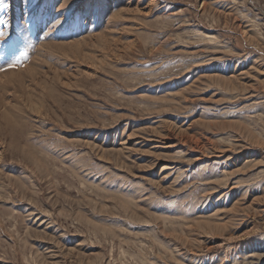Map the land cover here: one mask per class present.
Segmentation results:
<instances>
[{
    "label": "rangeland",
    "instance_id": "rangeland-1",
    "mask_svg": "<svg viewBox=\"0 0 264 264\" xmlns=\"http://www.w3.org/2000/svg\"><path fill=\"white\" fill-rule=\"evenodd\" d=\"M0 19V264H264V0Z\"/></svg>",
    "mask_w": 264,
    "mask_h": 264
},
{
    "label": "snow or ice",
    "instance_id": "snow-or-ice-1",
    "mask_svg": "<svg viewBox=\"0 0 264 264\" xmlns=\"http://www.w3.org/2000/svg\"><path fill=\"white\" fill-rule=\"evenodd\" d=\"M6 22L3 19H0V24H5ZM0 35H3V33H0Z\"/></svg>",
    "mask_w": 264,
    "mask_h": 264
}]
</instances>
